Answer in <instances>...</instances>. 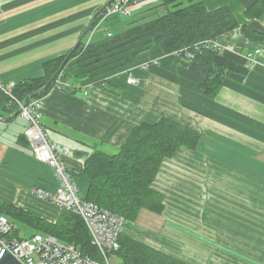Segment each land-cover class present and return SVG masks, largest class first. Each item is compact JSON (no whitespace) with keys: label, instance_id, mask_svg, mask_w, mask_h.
I'll return each instance as SVG.
<instances>
[{"label":"crops","instance_id":"crops-1","mask_svg":"<svg viewBox=\"0 0 264 264\" xmlns=\"http://www.w3.org/2000/svg\"><path fill=\"white\" fill-rule=\"evenodd\" d=\"M109 1L0 0V81L41 77L43 65L73 51ZM202 2L209 11L228 8L241 26L264 35V15L244 16L255 0ZM213 42L215 61L230 73L212 100L197 92L204 78L174 55H161L144 70L139 62L122 65L124 55L116 54L129 55L134 45L109 46L72 59L62 71L66 87L51 89L35 112L51 140L67 149L73 177L94 151L116 154L141 123L166 117L199 132L197 149L181 148L164 160L152 183L164 196L163 212L142 209L125 232L147 236L136 239L184 264H264V39L250 40L237 29ZM128 72L137 85L126 83ZM17 112L0 105V201L55 222L60 209L32 191L53 192L56 178L35 159ZM74 179L84 197L87 184Z\"/></svg>","mask_w":264,"mask_h":264},{"label":"trees","instance_id":"trees-1","mask_svg":"<svg viewBox=\"0 0 264 264\" xmlns=\"http://www.w3.org/2000/svg\"><path fill=\"white\" fill-rule=\"evenodd\" d=\"M159 9L165 12L160 14ZM131 14L134 19L126 24L125 29L109 37L106 35L100 41L91 40L85 54H81L83 39L67 55L46 62L41 77L15 84L13 95L19 101L42 99L72 59L109 46L120 49L134 45L135 52L124 55L122 65L142 63L155 56L174 55L179 66L204 78L197 92L212 100L219 93L230 71L215 61L218 49L212 43L206 46L202 43L212 42L237 29L250 40L264 39V35L250 30L246 25L241 26L228 8L209 11L202 0H157ZM99 15L93 27L98 23ZM263 15L264 0H255L244 12L248 20H257ZM186 53L192 55V58H187ZM8 103L14 105L0 93V105L6 108ZM200 140L199 132L166 117L154 123L136 125L116 154L94 151L86 159L83 168L75 173L74 177L87 184V192L82 198L122 216L126 225L135 222L142 209L161 214L164 210V196L153 189L152 183L162 162L172 159L181 148L196 150ZM0 214L13 225L19 222L32 228L35 234L52 235L62 243L74 245L82 255L98 260V251L92 246L83 221L73 213L61 211L55 222H49L0 201ZM12 236L21 240L28 239L20 236L17 229ZM118 243L114 258L120 261L119 264H184L128 235L125 229Z\"/></svg>","mask_w":264,"mask_h":264},{"label":"built area","instance_id":"built-area-1","mask_svg":"<svg viewBox=\"0 0 264 264\" xmlns=\"http://www.w3.org/2000/svg\"><path fill=\"white\" fill-rule=\"evenodd\" d=\"M153 2L155 0L139 2L114 0L102 10L97 25L88 32L83 43L82 54L91 43L95 28L104 21L116 15L129 16L138 5H147ZM107 35L110 36V34ZM211 43L214 45L213 41H205L202 44L206 46ZM186 57L192 58V55L186 53ZM249 59L253 61V56H249ZM159 60L158 56L151 57L142 62L140 67L146 70L157 65ZM62 76L60 73L56 77L52 89L66 87ZM126 83L137 85L138 80L131 72H128ZM13 87L12 84L4 85L0 81V93L14 103L18 108L19 116L25 121L24 137L35 159L49 167L56 178V187L53 192L36 189L32 191V194L42 201L55 205L60 211L77 215L85 225L92 246L98 251V260L82 255L77 247L62 243L52 235L35 234L28 239H17L12 236L16 228L1 214L0 247L20 264H110V259L114 258V254L119 248L118 239L126 227L125 219L79 196L75 179L65 163L64 156L68 155L67 149L51 140L50 132L41 124L39 115L35 112L36 103L40 99L28 102L19 101L12 93ZM86 93V90H83V95Z\"/></svg>","mask_w":264,"mask_h":264},{"label":"rangeland","instance_id":"rangeland-1","mask_svg":"<svg viewBox=\"0 0 264 264\" xmlns=\"http://www.w3.org/2000/svg\"><path fill=\"white\" fill-rule=\"evenodd\" d=\"M156 1V0H155ZM158 12L160 14H163L165 11L163 9H159ZM117 17L114 19H109L104 21L100 26H98L95 30H94V36H92L91 40L92 42L94 41H100L104 38H106L107 34H114L116 31H121L123 28L125 29L126 24H128L129 22L133 21L134 17L131 15L129 16H122V15H116ZM118 21V22H117ZM92 29V28H91ZM88 34V33H87ZM86 34V36H87ZM85 36V38H86ZM121 49V48H120ZM88 49H86L84 51L83 54L86 53ZM123 51V50H122ZM121 50L116 53L118 56H123L125 55V52H122ZM89 53V52H88ZM87 53V54H88ZM82 54V53H81ZM109 57V56H107ZM53 172V171H52ZM156 179V178H155ZM154 179V180H155ZM80 196V194H79ZM14 227L19 231L20 236L25 237V238H29L31 236H33L34 230L32 228H29L28 226L19 223V222H14ZM134 227V226H133ZM131 232H134V229L132 231L127 232L128 235H130ZM136 234V233H135ZM135 234L132 235V237L135 236ZM131 236V235H130ZM135 238H144L146 239L147 236L142 235V234H136ZM152 240V239H149ZM155 243L157 244V241H155ZM153 247L158 248L157 245H153ZM120 261L117 258H111L110 259V264H119Z\"/></svg>","mask_w":264,"mask_h":264},{"label":"water","instance_id":"water-1","mask_svg":"<svg viewBox=\"0 0 264 264\" xmlns=\"http://www.w3.org/2000/svg\"><path fill=\"white\" fill-rule=\"evenodd\" d=\"M114 0L109 1V3L102 7L101 9H99L91 18L89 24L87 25L86 29L83 31V33L81 34V36L79 37L76 46L74 47L73 50H75L80 43L82 42L83 38L86 36V34L91 30V28L93 27V23L95 21V19L97 18V16L102 12V10L104 8H106L108 5H110ZM19 112L16 113V115H18ZM1 121V118H0ZM0 264H20L18 261H16L11 255H9L2 247H0Z\"/></svg>","mask_w":264,"mask_h":264}]
</instances>
